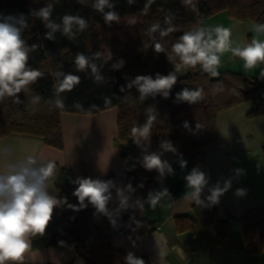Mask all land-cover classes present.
<instances>
[{
  "label": "trees",
  "instance_id": "1",
  "mask_svg": "<svg viewBox=\"0 0 264 264\" xmlns=\"http://www.w3.org/2000/svg\"><path fill=\"white\" fill-rule=\"evenodd\" d=\"M115 11L120 15L119 23L105 24L101 14L95 12L90 5H80L77 0H0V14L4 16H19L23 14L28 21V27L23 32V38L29 45L37 44L38 48L31 53L29 66L44 73L43 78L30 85L28 93H19L20 104L13 98L0 101V140L20 134L38 137L46 145L57 150L64 149V139L61 125L63 113L92 115L112 108H117L118 142L129 143L132 139L131 129L143 124L146 120L145 109L154 106L157 119L151 128L154 145L161 140H170L179 152L199 164L204 160L203 150L218 144V116L222 112L243 103L256 100L264 84H255L245 75L234 72H219L218 77L208 74H196L192 68L188 75L171 89L167 99L157 95L145 101L138 99L139 93L135 88L121 92V86L127 83L126 78L137 75H152L156 73L167 75L175 71L177 60L169 62L164 53H156L152 47L144 48L149 42L147 29L154 22L164 25L166 16L173 17L176 31L166 37L157 39L167 49L185 31L201 26L200 21L214 17L226 11L231 19L237 22L264 23V0H196V9L185 7L182 0H154L147 14L142 12L146 0H135L132 5L127 0H113ZM54 5L53 19L60 22L64 14L80 15L89 22V28L78 34L74 40H69L60 33L55 40L45 39L46 29L38 18L31 15L33 10ZM134 19L135 23L129 21ZM112 53V60L104 64L103 75L107 82L103 85L94 83L90 73L77 72L74 58L78 52L91 56L95 52ZM124 60V66L113 70L111 65L118 60ZM101 63V61H97ZM61 70L81 77V83L71 92L62 94L65 108L56 109L46 103L54 95V73ZM204 90V98L196 104L177 102L176 94L183 88ZM221 89L220 91H214ZM33 95L42 99L38 105L28 104ZM110 97L112 103L105 106L103 97ZM125 96H131L123 100ZM79 102L83 109L78 110L73 104ZM95 105L96 107H92ZM258 110L249 114L250 118L257 116ZM187 122L189 128L183 127ZM197 125L199 128H197ZM264 152V150H263ZM55 172L64 173L56 167ZM126 180L132 184L134 197L142 200L147 198L149 191L156 182L155 171H130ZM143 184V187L138 185ZM76 185L72 182L57 185L59 198H67L68 203L78 204L73 195ZM95 209L89 204L87 208L73 211L67 206L53 210V216L43 236L34 237L32 249H72L76 253V261L80 264H125L127 253L115 250L111 243V225L107 216L94 214ZM243 224V251L246 254L259 255L264 252V210L255 208L249 210L241 219ZM178 232L192 231L202 233L216 224L219 228L215 245H221L229 238L230 225L218 216L217 209L204 210L195 205L189 215L176 217ZM145 225L148 228L145 229ZM141 233H153L154 225L143 222L139 225ZM63 242V243H61ZM145 264H150L148 258H142ZM71 264H76L71 263Z\"/></svg>",
  "mask_w": 264,
  "mask_h": 264
},
{
  "label": "clouds",
  "instance_id": "2",
  "mask_svg": "<svg viewBox=\"0 0 264 264\" xmlns=\"http://www.w3.org/2000/svg\"><path fill=\"white\" fill-rule=\"evenodd\" d=\"M80 5H90L97 13L101 14L105 24L111 26L112 23H119L120 15L115 11L113 0H77ZM135 0H127L132 5ZM154 0H146L142 12L147 14ZM185 7L195 10L196 0H182ZM54 5L47 3L38 10H33L31 15L38 18L44 28L45 39L55 40L56 34L60 33L69 40H74L78 34L85 32L89 28V22L80 15L64 14L60 17V22L53 19ZM134 24L135 20L129 21ZM164 25L154 22L147 29L149 42L144 44V48L152 47L156 53H164L169 62L178 59L184 68H195L200 66L202 73L210 77L220 75L219 68L221 56L225 52H230L233 57L239 58L243 62L244 69H260V78H264V23H253L250 32L253 34L250 41L236 42L232 39V29L224 26H198L190 31L183 32L176 41L167 49L160 38L166 37L176 31L173 25V17L166 16ZM28 27L27 18L19 16H4L0 14V101L5 98H13L16 104L22 103L18 94L28 93L30 85L43 78L44 73L36 68L29 66L31 53L38 48L37 44L29 45L23 38V32ZM112 60V53L95 52L91 56L78 52L74 58L75 69L77 72L90 73L94 83L103 85L107 82L103 75L102 68ZM101 61V63H97ZM124 60L120 59L111 65L113 70H119L124 66ZM177 70L162 75L156 73L152 75H137L134 78H126L127 83L121 86L120 91L125 88H135L138 99L145 101L148 98H155L157 95L167 99L171 89L177 83ZM54 95L46 103L56 109H64L65 103L62 94L71 92L81 83V77L71 72L65 73L57 70L54 73ZM215 89L214 91H220ZM132 98L125 96L123 100ZM204 98V90L201 88H183L176 94L177 102H187L196 104ZM39 95H33L28 101L29 105H38L41 101ZM103 103L107 107L111 105L110 97H103ZM73 107L82 110L83 106L79 102ZM92 107H96L93 105ZM146 120L143 124L134 126L131 129L133 142L141 147L142 156L137 159L144 169L155 170L162 180L167 173L174 175V169L170 163L162 159L164 153H177V148L170 140L159 142V151L149 152L151 145V128L157 119L154 106L145 109ZM183 127L189 128L187 122ZM197 128L199 126L197 125ZM0 157L7 159L5 170L0 171V264H23L25 254L32 247L34 237L43 236L45 230L52 219L53 210L56 207L67 206L73 211L85 209L90 204L94 209V214L108 216L110 222L115 224L112 213L108 205L113 201V191L117 201L118 213L120 210L129 207L144 208L146 203L150 208L155 209L164 198H168L171 203L170 193L167 188L160 191H149L146 200L137 198L133 204H129L131 194L135 192L132 184L117 185L112 180L93 179L91 177H77L71 182L76 185L73 195L77 198L78 204H70L67 198H57L49 191V180L53 177L56 170V162L53 160L38 159L34 154L25 155L20 159L11 158V149L8 147L0 148ZM181 168L187 166V161L181 156L179 159ZM240 170H237L239 172ZM186 189L182 199L197 206L210 207L219 203L220 197L231 187V181L224 182L223 187L218 182L209 189V195L201 199V194L209 183L208 175L199 166L193 167L185 176ZM143 187V184L138 185ZM246 190L237 189L235 195L244 196ZM205 200L207 203H205ZM63 243V242H61ZM125 264H145V261L128 252L125 256Z\"/></svg>",
  "mask_w": 264,
  "mask_h": 264
},
{
  "label": "crops",
  "instance_id": "3",
  "mask_svg": "<svg viewBox=\"0 0 264 264\" xmlns=\"http://www.w3.org/2000/svg\"><path fill=\"white\" fill-rule=\"evenodd\" d=\"M254 22H237L231 19L228 12L223 11L212 18L202 20L203 26H224L232 29V39L236 42H247L252 38L250 26ZM177 78L186 77L190 68L177 65ZM196 74H201L200 66L192 68ZM219 72H234L245 75L255 84H264L260 78V69H244L243 62L233 57L230 52L221 56ZM258 110L257 116L250 118L249 114ZM117 108H112L92 115L63 113L61 125L64 139V149L51 148L43 139L32 136L14 134L0 140V148L11 149V158L20 159L25 155L34 154L38 159L53 160L64 170L55 172L49 180V191L57 194V185L69 183L77 177H91L103 180L112 179L117 185H127L126 174L130 171L144 169L137 159L142 156L141 147L133 140L129 143L118 142ZM217 145L204 148V160L194 164L179 150L176 154L164 153L162 159L167 160L174 169V175L165 174L162 180L155 171L156 182L150 191H160L167 188L171 203L164 198L155 208L146 203L143 209L129 207L115 211L117 201L113 191V201L108 208L115 224L111 225V243L115 250L132 252L138 258L146 257L150 264H264V252L259 255L246 254L243 251V224L241 218L251 209L264 210V98L249 101L226 110L218 116ZM149 152L159 151L151 137ZM187 161V166L181 168L179 159ZM7 159L0 157V171L5 170ZM199 166L209 177V183L201 194V199L209 195V189L218 182L223 187L224 182L231 181V187L219 203L202 207L208 211L217 209L218 216L230 225L229 238L221 245H215L219 228L216 224L207 227L202 233L192 231L178 232L176 217L189 215L196 205L194 202L182 199L186 189L185 176L193 167ZM237 170H240L237 172ZM148 171V170H146ZM237 189L246 190L244 196L235 195ZM136 198L133 193L129 204ZM146 200V199H144ZM205 203L207 201L205 200ZM56 207L54 209H58ZM143 222L155 226L153 233H141L139 225ZM145 229L148 225H145ZM80 264L76 261V253L72 249H42L32 248L25 254L23 264Z\"/></svg>",
  "mask_w": 264,
  "mask_h": 264
},
{
  "label": "built area",
  "instance_id": "4",
  "mask_svg": "<svg viewBox=\"0 0 264 264\" xmlns=\"http://www.w3.org/2000/svg\"><path fill=\"white\" fill-rule=\"evenodd\" d=\"M202 20L200 21V25H201ZM264 98V89H261L259 92V99H263Z\"/></svg>",
  "mask_w": 264,
  "mask_h": 264
},
{
  "label": "water",
  "instance_id": "5",
  "mask_svg": "<svg viewBox=\"0 0 264 264\" xmlns=\"http://www.w3.org/2000/svg\"><path fill=\"white\" fill-rule=\"evenodd\" d=\"M132 140V139H131Z\"/></svg>",
  "mask_w": 264,
  "mask_h": 264
}]
</instances>
